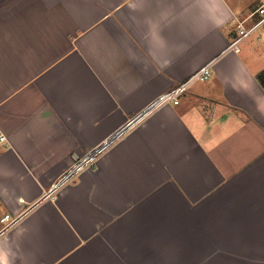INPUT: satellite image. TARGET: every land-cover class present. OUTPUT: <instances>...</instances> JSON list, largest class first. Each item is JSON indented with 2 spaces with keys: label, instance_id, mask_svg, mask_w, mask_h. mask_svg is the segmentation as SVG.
I'll list each match as a JSON object with an SVG mask.
<instances>
[{
  "label": "crops",
  "instance_id": "0c3cea01",
  "mask_svg": "<svg viewBox=\"0 0 264 264\" xmlns=\"http://www.w3.org/2000/svg\"><path fill=\"white\" fill-rule=\"evenodd\" d=\"M261 2L0 0L6 264H264Z\"/></svg>",
  "mask_w": 264,
  "mask_h": 264
},
{
  "label": "built area",
  "instance_id": "2783aa9c",
  "mask_svg": "<svg viewBox=\"0 0 264 264\" xmlns=\"http://www.w3.org/2000/svg\"><path fill=\"white\" fill-rule=\"evenodd\" d=\"M234 31L235 34L231 39L230 47L235 52H238V47H237L238 44L244 41H253L255 43L264 44V0H262L259 6H257L251 13H249L243 19H240L236 22ZM208 76H209L208 68L205 67L201 69L186 82L174 87L167 93L158 96L147 107V109L144 112L140 113L134 119H136L137 117H139L141 114L144 113V115L140 117V119H142L150 111L168 103H173L174 105H177L179 97L186 92L190 83L194 81H204L208 78ZM6 145H7L6 137L0 131V148L6 147ZM19 218H20L19 214L18 215H13L9 213L2 214V216H0V236L9 228H11L13 225H15L19 220Z\"/></svg>",
  "mask_w": 264,
  "mask_h": 264
},
{
  "label": "water",
  "instance_id": "95a60500",
  "mask_svg": "<svg viewBox=\"0 0 264 264\" xmlns=\"http://www.w3.org/2000/svg\"><path fill=\"white\" fill-rule=\"evenodd\" d=\"M144 115L141 114L139 117H137L136 119H134L130 125H128V127L121 129V131H119L118 133H116L113 137L109 138L105 143H103L102 145H100L97 149H95L94 151H92L87 157L86 159L82 160V161H78L76 163V165L67 173V175H65V177H63L52 189L50 192H54L60 185H62L63 183H65L66 181H68L70 179V177H72V175H74V173L80 169L81 166L85 165L87 162H89L92 158L96 157L98 155V153H100L102 150H104L106 148V146H108L113 140L117 139L123 132H125L126 130L129 129V127L133 126L139 119L140 117H142Z\"/></svg>",
  "mask_w": 264,
  "mask_h": 264
},
{
  "label": "clouds",
  "instance_id": "9594fccd",
  "mask_svg": "<svg viewBox=\"0 0 264 264\" xmlns=\"http://www.w3.org/2000/svg\"><path fill=\"white\" fill-rule=\"evenodd\" d=\"M0 264H6V261L2 256H0Z\"/></svg>",
  "mask_w": 264,
  "mask_h": 264
},
{
  "label": "rangeland",
  "instance_id": "374dc122",
  "mask_svg": "<svg viewBox=\"0 0 264 264\" xmlns=\"http://www.w3.org/2000/svg\"><path fill=\"white\" fill-rule=\"evenodd\" d=\"M3 213H4V209H3V207L0 204V216H2Z\"/></svg>",
  "mask_w": 264,
  "mask_h": 264
}]
</instances>
